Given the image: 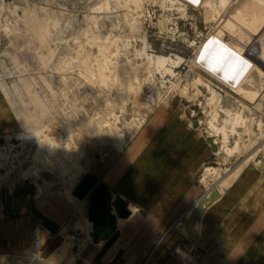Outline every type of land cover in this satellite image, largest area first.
Instances as JSON below:
<instances>
[{"label":"rangeland","instance_id":"1","mask_svg":"<svg viewBox=\"0 0 264 264\" xmlns=\"http://www.w3.org/2000/svg\"><path fill=\"white\" fill-rule=\"evenodd\" d=\"M219 1L0 0V264H114L91 261L89 198L120 192L115 168L131 146H189L187 159L202 158L201 198L176 225L189 242L171 252L191 264L208 190L264 176V75H237L240 61L225 58L234 33L219 25L241 0ZM198 120L239 145L227 162ZM113 196L129 218L130 200Z\"/></svg>","mask_w":264,"mask_h":264},{"label":"crops","instance_id":"2","mask_svg":"<svg viewBox=\"0 0 264 264\" xmlns=\"http://www.w3.org/2000/svg\"><path fill=\"white\" fill-rule=\"evenodd\" d=\"M188 150L131 146L121 156L113 178L120 192L99 187L89 198L91 261L107 263L112 257L114 264H181L171 252L189 240L176 225L202 195L201 187L192 185L202 158L187 159ZM237 176L201 213L193 243L199 252L191 264H264V176ZM117 193L130 200L127 219L111 205Z\"/></svg>","mask_w":264,"mask_h":264},{"label":"bare ground","instance_id":"3","mask_svg":"<svg viewBox=\"0 0 264 264\" xmlns=\"http://www.w3.org/2000/svg\"><path fill=\"white\" fill-rule=\"evenodd\" d=\"M219 2L225 4L227 2V0H220ZM227 12L228 13L226 14L224 20L221 22V25H219L220 26L219 28H220V30H227L228 32H231L230 34L234 33V36L232 35L233 37H232V39H230V41L229 40L227 41L226 39H228V38H225V40L227 41V44H228V48H225V50H227V51H229L235 55V57L237 58L236 62L241 61V60L246 61L247 65H248V67H247L248 69H251V70L256 69V70H258L259 75L263 76L264 75L263 74L264 73V4L261 5L260 0H244V1L241 0L239 2V4L236 3L233 6H231L229 8V11H227ZM250 29L252 31H250V33L247 32ZM222 32H224V31H222ZM219 35L221 36V33ZM228 36L231 37V35H229V34H228ZM225 37H226V35H225ZM224 42L225 41H223V43ZM204 53H205V51H204ZM201 55H203V53ZM202 59H203V57H202ZM249 60L252 63H250ZM160 62L164 63L165 61L162 58V61H160ZM203 62H204L203 60L199 61V65H201V68H205V66H206ZM228 62H229V60H228ZM228 65H230V64H228ZM238 66L239 65L237 64V67ZM211 74L213 76H215L213 71ZM217 75H220V73ZM222 76H223V74H222ZM226 78L227 77L225 76L224 79H226ZM234 84H235V82H234ZM241 90H242V88H241ZM241 90L239 88V91H241ZM241 93L246 94L245 91L241 92ZM248 101H250V100H248ZM213 120H215V118ZM214 124L215 123L212 121L202 120V121L198 122L197 128H198V130H200V129L202 130L203 127H207L209 129V133L204 138L205 142L207 143V140H211L212 143L217 147V151L214 152V154L216 156L220 157L222 162H225V161L227 162L229 157H231L234 153H236L239 145H236L235 147L229 146L228 145V135H227L225 129L220 128V127L218 128ZM218 136H221L220 142L217 140ZM49 138L50 137L48 136V134L45 135L44 139L46 140L47 143H50ZM43 142H45V141H43ZM209 147H210V145H209ZM239 148H241V147H239ZM210 151H211V147H210ZM220 171L221 170L219 168L217 169L214 167H208L205 169L206 174H208V176L209 175L212 176V178L218 177L220 175ZM203 178H205V176L202 177V181H204ZM225 181H228V179L224 180L222 183H220V185H218L219 187L217 189L213 188L212 191L216 190L220 194L222 192V189H224V187H225V183H226ZM212 191L209 192V195L207 196V198L205 200L209 199ZM205 207H206V205H205ZM190 215H191V213L188 214V216H190ZM181 226H182L183 233H185L187 235L184 224ZM194 229L196 231V223L194 224ZM186 235H185V237H186Z\"/></svg>","mask_w":264,"mask_h":264},{"label":"water","instance_id":"4","mask_svg":"<svg viewBox=\"0 0 264 264\" xmlns=\"http://www.w3.org/2000/svg\"><path fill=\"white\" fill-rule=\"evenodd\" d=\"M194 127H197L196 123H195ZM207 144L210 145L212 153L217 151V147L212 143L211 140H207ZM219 196H220L219 192L216 191V190H213L211 192V194H210L209 199L205 200L204 205H206V206L210 205L211 203L216 201L219 198ZM115 207H116V209H117L119 214L122 215L124 213V210H123V207H122V202L120 200L115 203ZM193 217L196 218L197 217V213H195ZM188 227L190 228V230H191V228L193 230V225H191V223L188 224Z\"/></svg>","mask_w":264,"mask_h":264},{"label":"snow or ice","instance_id":"5","mask_svg":"<svg viewBox=\"0 0 264 264\" xmlns=\"http://www.w3.org/2000/svg\"><path fill=\"white\" fill-rule=\"evenodd\" d=\"M225 58H226V59H229V60H232L233 62H236V59H237V58L235 57L234 54H232L231 52H229V51H227V50H225ZM247 67H248L247 62L241 60V61L239 62V69H238V71H237V75H239L240 72H242V71H243L245 68H247Z\"/></svg>","mask_w":264,"mask_h":264}]
</instances>
